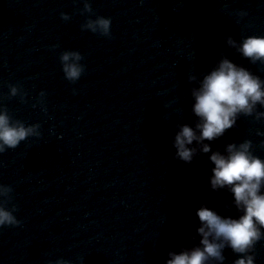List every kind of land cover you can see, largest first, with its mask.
<instances>
[{
    "label": "water",
    "instance_id": "water-1",
    "mask_svg": "<svg viewBox=\"0 0 264 264\" xmlns=\"http://www.w3.org/2000/svg\"><path fill=\"white\" fill-rule=\"evenodd\" d=\"M88 2L82 14L84 0H0V104L41 133L0 153L21 222L0 229V264H165L198 241L201 205L237 215L224 207L231 194L209 187L208 154L185 163L171 141L195 120L189 75L226 56L264 79V65L225 39L264 36V0ZM96 16L111 18L110 37L81 29ZM65 50L84 57L75 83L61 70ZM256 129L264 121L241 116L212 148L250 139L264 158ZM224 254L232 264L236 254ZM255 255L264 264V240Z\"/></svg>",
    "mask_w": 264,
    "mask_h": 264
},
{
    "label": "clouds",
    "instance_id": "clouds-1",
    "mask_svg": "<svg viewBox=\"0 0 264 264\" xmlns=\"http://www.w3.org/2000/svg\"><path fill=\"white\" fill-rule=\"evenodd\" d=\"M84 12H92L88 0H84L82 14ZM60 15L64 21L70 19L67 13ZM239 15L247 13L241 11ZM111 23L110 17L96 16L87 19L81 29L110 37ZM225 39L228 46L235 48L250 63L264 65V36L249 35L239 42L232 36ZM83 58L78 50H65L60 54L66 80L75 83L80 79L85 71V65L81 63ZM188 81L197 82L190 90L191 113L195 120L192 124L176 125L177 131L171 141L175 158L191 163L197 155L208 154L212 165L209 187L213 191H228L232 201L224 207H234L237 215H221L216 209L201 205L196 210L198 241L189 247L170 250L165 264H225L226 249L236 254L232 264H256L255 247L264 240V158L255 154L250 139L227 142L222 151L213 150L212 142L235 127L241 116L264 121V110H259L264 109V79L222 56L202 78L189 75ZM18 92L17 86L10 85L9 95L16 96ZM39 128L38 123L25 125L23 121L13 119L7 108L0 104V153L16 148L30 136L39 137ZM255 134L264 137V131L260 129H256ZM12 192L10 185L0 184V229L21 223L14 215L17 206H7ZM50 264L72 262L58 258Z\"/></svg>",
    "mask_w": 264,
    "mask_h": 264
}]
</instances>
